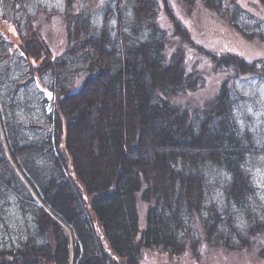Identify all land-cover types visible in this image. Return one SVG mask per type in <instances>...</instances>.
<instances>
[{
    "label": "trees",
    "instance_id": "trees-1",
    "mask_svg": "<svg viewBox=\"0 0 264 264\" xmlns=\"http://www.w3.org/2000/svg\"><path fill=\"white\" fill-rule=\"evenodd\" d=\"M68 1L70 10L74 0ZM156 1L131 0L130 25L122 15L115 28L105 19L97 37L88 33L86 20L79 44L70 27L68 50L57 57L43 36L16 29L22 73L12 57L15 43L0 30V191L33 219L17 228L24 239L1 252L0 264H142L145 250L180 255L189 246L198 261L199 244L189 242L197 233L188 229L196 214L213 246L242 251L264 233L258 186L248 168L264 145L240 136L229 78L202 107L178 103L205 78L202 68H187L182 49L168 55ZM204 1L245 30L238 15L246 12L235 0L226 11L217 6L224 0ZM17 2L29 18L28 0H3L0 14L8 7L17 13ZM174 25L182 43L209 51L178 18ZM209 52L217 73L264 77V60ZM75 62L86 77L73 92L64 78L74 79ZM47 78L56 80L49 89L39 83ZM46 91L57 100L49 101ZM30 97L31 117L21 119L17 114L23 108L27 113ZM216 188L222 189L220 202L212 200ZM140 201L147 205L144 227Z\"/></svg>",
    "mask_w": 264,
    "mask_h": 264
},
{
    "label": "rangeland",
    "instance_id": "rangeland-1",
    "mask_svg": "<svg viewBox=\"0 0 264 264\" xmlns=\"http://www.w3.org/2000/svg\"><path fill=\"white\" fill-rule=\"evenodd\" d=\"M232 1L234 0H224L217 6H220V10L223 8L226 11ZM235 1L246 12L242 17L238 15V24L245 29L242 32L232 26L229 21L230 15L217 13L213 8L206 5L204 0H157L156 22L169 38L168 55L171 56L178 49H182L186 54L185 61L188 69L195 66L203 69L205 85L197 91L189 92L186 96L177 98L178 103L190 110L202 107L207 101L215 97L221 84L229 78L233 98H235L234 114L236 113L242 130L240 136H245L246 139L248 136L257 145H264L263 73L247 72L239 75L237 72L217 73L210 62L211 54L209 51L217 54H237L249 62L264 60V0ZM0 5V10H3V0H0ZM21 6H23L22 2H17V13L10 7L1 12L13 17L12 19L7 20L0 14V30L9 33L11 41L15 43L11 48L14 53L12 57L15 58L14 62L20 64L19 71L21 73V66L24 68L26 66L19 59L21 42L16 29L24 32L27 36H34V34L43 36L54 56L57 57L65 54L68 50L70 27L75 36L73 41L79 44L80 36L83 37L84 32L85 34L88 32L83 27L86 20L91 26L88 33L97 37L95 34H101L105 19L110 28H115L117 23L120 24L117 15H122L124 18L122 22L128 25H130L133 16L131 0H74L70 10L68 0H28L29 18ZM13 12L14 14H12ZM177 18L189 30L195 42L203 46V50H209L207 53H202L203 51L182 43L180 37L174 35L173 27ZM77 53H79L78 50L74 52V55ZM74 64L77 70L74 79L72 80L68 76L64 78V86L69 87L70 91L73 92L82 87L86 77L85 73L80 71L79 65L76 62ZM18 73L16 72L15 77L18 76ZM42 82L45 84L43 85ZM52 82H56V80L47 78L39 83L44 88L49 89ZM56 95L54 93L53 101L57 100ZM26 102L27 113L23 108L22 112L17 114L21 119L30 118L31 110L34 108V99L30 97ZM0 130L2 131L1 123ZM31 131L34 134V131ZM34 138H36V134H34ZM254 158L256 162H249L248 168L254 177V179L252 178L254 183L258 186L257 207L264 223V153L255 154ZM213 174L217 177V175L223 176L224 173L219 172L217 174L214 172ZM221 192V188H216L212 193V200L220 202ZM17 204L11 194L8 195L0 191V261L3 257V251L10 249L8 247H13L19 240L24 239V237L15 234L17 228L20 226L29 227L33 224L32 217L29 214L23 215ZM146 211L147 205L140 201L141 227L145 226ZM189 220V231L196 230L197 233L195 238L189 239V242H192L193 239L197 240L201 255L200 260L195 259L190 246L180 255H171L160 248H155L143 252L142 264H264V253L263 255L260 254V251L264 250V233L252 236V245L245 250L232 251L223 247L222 244L213 246L206 241L197 214L196 217ZM65 230L69 235L71 234L68 227L65 226ZM108 252L111 253V250ZM6 257L7 259L10 258L8 255ZM17 264L29 263L19 262Z\"/></svg>",
    "mask_w": 264,
    "mask_h": 264
},
{
    "label": "water",
    "instance_id": "water-1",
    "mask_svg": "<svg viewBox=\"0 0 264 264\" xmlns=\"http://www.w3.org/2000/svg\"><path fill=\"white\" fill-rule=\"evenodd\" d=\"M46 92H47V93H51V94H52V95H51V97H49V96H48V97H49V99H50V100H52V99H53V93H52V92H50V91H46Z\"/></svg>",
    "mask_w": 264,
    "mask_h": 264
},
{
    "label": "snow or ice",
    "instance_id": "snow-or-ice-1",
    "mask_svg": "<svg viewBox=\"0 0 264 264\" xmlns=\"http://www.w3.org/2000/svg\"><path fill=\"white\" fill-rule=\"evenodd\" d=\"M48 95H49V97H51L52 94L51 93H48Z\"/></svg>",
    "mask_w": 264,
    "mask_h": 264
}]
</instances>
